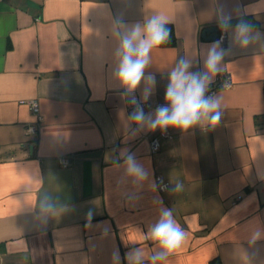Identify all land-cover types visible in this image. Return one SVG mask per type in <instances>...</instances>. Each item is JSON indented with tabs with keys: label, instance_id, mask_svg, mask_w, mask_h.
<instances>
[{
	"label": "crops",
	"instance_id": "0c3cea01",
	"mask_svg": "<svg viewBox=\"0 0 264 264\" xmlns=\"http://www.w3.org/2000/svg\"><path fill=\"white\" fill-rule=\"evenodd\" d=\"M221 9L233 17L226 31ZM154 14L169 21L175 43L150 53L145 74L156 85L146 100L164 102L177 61L201 71L220 40V73L232 85L211 89L218 73L206 92L221 98L216 126L169 127L162 138L128 119L126 89L113 75V25ZM240 16L260 34L247 47L233 38ZM209 26L216 39L203 38ZM32 98L40 125L28 133ZM129 155L147 179L128 174ZM45 199L51 211L41 209ZM162 208L186 238L156 264H264V0H0V264H128L134 248L152 264L161 249L149 231Z\"/></svg>",
	"mask_w": 264,
	"mask_h": 264
},
{
	"label": "clouds",
	"instance_id": "9594fccd",
	"mask_svg": "<svg viewBox=\"0 0 264 264\" xmlns=\"http://www.w3.org/2000/svg\"><path fill=\"white\" fill-rule=\"evenodd\" d=\"M232 18L231 14L224 13L221 9L219 27L222 31L229 29ZM168 23L163 16L156 14L131 25L120 19L114 22L112 34L118 43L114 52L117 63L113 75L120 86L126 89V95L134 93L142 82L143 98L146 100L151 94L156 85V77L152 73L146 75L145 69L151 64L152 50L169 42L171 30L167 27ZM253 31L252 22L240 16L233 32L234 41L241 47H247L254 39L259 38L260 34L257 32L253 35ZM220 44L221 41L217 40L208 46L201 71H189L192 61L188 58L181 57L177 61L168 76L164 103L159 105L153 114H146L139 101L132 96L130 103L136 107L128 119L135 122L140 130L145 127L153 131L171 127L188 131L203 121H206L209 127L216 126L222 116L221 98L207 96L206 92L214 77L222 71L221 62L227 54ZM126 169L137 181L147 179L148 173L133 155L128 156ZM180 188L181 185L177 184L173 190L179 191ZM52 207L47 199L41 202V209L45 212L51 211ZM149 236L161 249L149 257L152 264H156L182 245L186 233L173 217L171 210L162 208L159 219L150 227ZM259 238L260 233L256 232L252 241L255 242ZM114 256L118 258V252L114 253ZM126 259L128 264H142L144 253L141 249L134 248L126 253Z\"/></svg>",
	"mask_w": 264,
	"mask_h": 264
},
{
	"label": "built area",
	"instance_id": "2783aa9c",
	"mask_svg": "<svg viewBox=\"0 0 264 264\" xmlns=\"http://www.w3.org/2000/svg\"><path fill=\"white\" fill-rule=\"evenodd\" d=\"M219 37H220V39L222 41H224L225 38H226V34L223 32V33H221V35ZM231 85H232V82L228 78V76H226L224 73H220L216 77L215 81L212 83L211 89H215V88H218V87L228 88ZM132 96H135V98L139 101L141 107H143L144 111L145 110H148L150 108H153V107H158L159 105H161V104L164 103V102H158V101L141 100L137 96L136 92H134L132 94H127V108L129 110H134V108L136 107L135 105H133V104L130 103V100H131ZM28 103H29V105L31 107L32 112L37 115V120L35 122H33V123H30L28 125V127H27L28 133H33V132H36L38 130V127L40 125V109H39L38 101L35 98L29 99ZM159 136L162 137V138H168L170 136L169 130L168 129L159 130ZM159 147H160V142L158 140V137H152L150 139V148H151V151L152 152H156V151H158ZM61 161H62V164L63 165H67L68 158H62ZM155 181L158 184V189L159 190L166 189L168 187V185L170 184L169 181H165L163 179V177L161 175H159V174H157L155 176ZM239 199H240V196L239 195L236 196L234 198L233 203H235Z\"/></svg>",
	"mask_w": 264,
	"mask_h": 264
},
{
	"label": "water",
	"instance_id": "95a60500",
	"mask_svg": "<svg viewBox=\"0 0 264 264\" xmlns=\"http://www.w3.org/2000/svg\"><path fill=\"white\" fill-rule=\"evenodd\" d=\"M208 34V35H206ZM202 36L205 39H216L218 37V29L215 26L206 27L203 32Z\"/></svg>",
	"mask_w": 264,
	"mask_h": 264
},
{
	"label": "trees",
	"instance_id": "16d2710c",
	"mask_svg": "<svg viewBox=\"0 0 264 264\" xmlns=\"http://www.w3.org/2000/svg\"><path fill=\"white\" fill-rule=\"evenodd\" d=\"M167 27L171 30V37L168 43L164 44V45H173L175 43V39H174V33H173V29L171 26L167 25Z\"/></svg>",
	"mask_w": 264,
	"mask_h": 264
}]
</instances>
